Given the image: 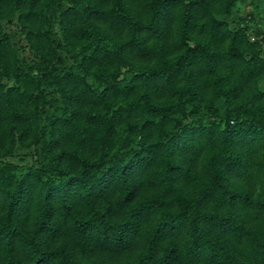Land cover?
<instances>
[{
  "label": "trees",
  "instance_id": "obj_1",
  "mask_svg": "<svg viewBox=\"0 0 264 264\" xmlns=\"http://www.w3.org/2000/svg\"><path fill=\"white\" fill-rule=\"evenodd\" d=\"M240 1L0 0V264H264Z\"/></svg>",
  "mask_w": 264,
  "mask_h": 264
},
{
  "label": "rangeland",
  "instance_id": "obj_2",
  "mask_svg": "<svg viewBox=\"0 0 264 264\" xmlns=\"http://www.w3.org/2000/svg\"><path fill=\"white\" fill-rule=\"evenodd\" d=\"M262 2L264 3V0H262ZM254 9L255 7L250 2V0L240 1L238 6L235 7L232 11V18L234 19V21H239L241 19V16L254 11ZM259 15L264 17V7L259 11ZM262 53L264 54V43ZM262 86H264V83L262 84Z\"/></svg>",
  "mask_w": 264,
  "mask_h": 264
}]
</instances>
